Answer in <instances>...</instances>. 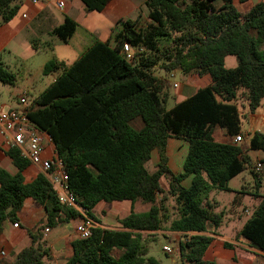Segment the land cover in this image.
Returning <instances> with one entry per match:
<instances>
[{"label":"trees","instance_id":"1","mask_svg":"<svg viewBox=\"0 0 264 264\" xmlns=\"http://www.w3.org/2000/svg\"><path fill=\"white\" fill-rule=\"evenodd\" d=\"M18 1L0 0L1 23L16 16ZM80 1L87 11H100L108 0ZM76 26L65 16L50 34L67 43ZM125 42L134 51L132 61L121 52ZM229 55L236 60L233 68L224 65ZM157 68L163 76L154 74ZM58 69L61 72L24 112L34 126L51 136L77 202L93 219L92 210L99 202L149 205L145 212L131 211L119 218V229L92 227L87 238L72 242L63 264H161L147 255L142 234L166 228L168 198L174 202L175 217L166 230L185 237L178 242L180 264H217L204 259L213 241L207 233L216 234L224 218L210 195L230 192L228 182L233 177L246 169L253 171L247 152L264 151V133L249 135L247 148L217 142L211 133L219 127L229 136L241 134L234 102L244 98L253 112L264 97V0H256L247 11H240L232 0H145L144 11L135 18L116 22L110 40H94L69 65L50 60L43 72ZM174 70L207 74L211 83L167 109L166 75ZM14 81L15 74L0 58V82ZM171 137L188 144L178 174L167 166L166 145ZM153 150L159 160L148 169ZM6 153L18 171L12 175L0 168V230L4 221L16 220L26 198L45 210L44 220L29 231L32 243L41 238L38 230L79 216L58 202L42 173L24 181L22 172L29 161L17 149ZM254 175L258 190L261 179ZM189 176L191 183L184 187L181 183ZM250 194L259 201L234 239L264 253V195ZM223 245L232 248L230 242ZM45 256L46 247L30 245L19 251L12 264H44Z\"/></svg>","mask_w":264,"mask_h":264},{"label":"crops","instance_id":"2","mask_svg":"<svg viewBox=\"0 0 264 264\" xmlns=\"http://www.w3.org/2000/svg\"><path fill=\"white\" fill-rule=\"evenodd\" d=\"M57 1L59 0H37L36 3H33L32 0H19V9L16 16L8 22H0V54L4 50V47L9 45L14 37L22 32L34 31L40 35H48V38L55 40L54 38L56 36L54 37V35H51L50 32L55 26L63 22L65 16L70 17L76 22L77 29L79 25L77 17L81 16V14L83 15L84 23L87 27L86 29L89 30L92 36L90 40L91 43L89 45H91L94 40H110L112 38V29L114 28L116 22L119 19L135 18L139 12L144 11L145 0H108L104 8L100 11H87L80 0H61L64 2V7L59 9L56 6ZM56 11L60 12L61 16H59ZM23 14H26V17H23ZM98 18L101 19L102 24H98ZM141 20H145L143 15ZM41 37L42 36L38 38L37 36L32 41L39 43ZM224 65L226 68L235 67L236 60L234 56H226L224 58ZM176 71L181 72L180 70H174L167 75H170ZM161 76L162 75L159 74V77ZM183 76L185 84L174 87L175 93L172 97L175 100V103L190 96L197 89L207 86L211 83V78L207 74L202 76H198L196 74H183ZM167 101L168 96L166 102ZM234 103L237 105L240 115V135L242 136V140L237 144L247 148L249 145V135L254 132L264 133V97L261 99L259 106L253 112L248 111L244 98H238ZM135 126L140 127L141 125L140 123H137ZM211 135L217 142L233 143V136L227 135L225 130L222 128L215 127L212 130ZM1 142L2 137L0 136V143ZM184 144H186V149ZM187 146V142L182 139L172 137L168 138L166 145V156L168 158L167 166L172 173L178 174L182 171V164L187 152ZM154 152H156V150H153L151 155H153ZM247 154L248 156H255L253 165L257 161L262 163L261 171L263 175L260 177V187L254 192H257L259 195L263 196L264 151L251 150L248 151ZM158 160L159 158L157 157L155 164L158 162ZM0 168L12 175L16 174L18 171L11 158L7 155L5 149L2 148H0ZM38 170L39 169L37 166L28 164V166L22 172L24 181L26 183L31 182L39 172ZM247 170L248 169L242 171L240 174ZM190 183L191 176L184 179L181 184L184 187H188ZM230 189V192H235L238 196L237 199H234L231 202L233 208H235L241 203L240 199L242 198L241 196L243 191L241 193L231 187ZM216 192L217 191L212 192L210 198L216 205L215 210H220V199L217 197L215 199L214 197ZM247 194L248 193H245L244 195ZM249 196H251L254 200L252 204L253 210L259 201V197H255L250 193ZM148 208L149 205L147 203H142L140 201L132 203L128 200H125L115 201L109 204L99 202L92 210V214L94 215V219L92 218L93 226L108 229H119L117 222L119 218L126 216L131 211L136 213L145 212L148 210ZM44 217L45 210L43 206L37 204L31 198H26L22 208L16 213V220L14 222L10 220L3 222L0 230V251H4L5 254L4 256L0 257V264H12L16 255L21 249L30 245L37 246L39 243L48 250V256L43 258L44 264L64 263L65 259L71 254L72 242L77 239L75 234V224L77 222V218L69 219L67 222L56 225L52 228L38 230L37 233L41 235V238L37 243H32V238L29 231L34 230V228H36V226H38L44 220ZM14 223H16L17 226H14ZM207 234L213 237V241L205 252L204 259L209 251L212 252V254L216 257L205 260H213L217 264H248V261H250L251 258L246 255V252L249 253V255L254 256L257 255L256 253H253L254 251L261 252L247 246L243 241H236V243H233L232 248H225L223 243L225 241H230L228 237L226 238L218 232L216 234ZM242 246L248 247L251 250L246 251L244 248H242ZM261 253L264 254L263 252ZM230 257L235 258V260L230 262Z\"/></svg>","mask_w":264,"mask_h":264},{"label":"rangeland","instance_id":"3","mask_svg":"<svg viewBox=\"0 0 264 264\" xmlns=\"http://www.w3.org/2000/svg\"><path fill=\"white\" fill-rule=\"evenodd\" d=\"M233 4L240 11H247L256 0H232ZM57 12V11H56ZM61 16L60 12H57ZM96 15V13H95ZM79 25L68 40L67 43L60 41L55 36V40L48 38V35H40L34 31L22 32L9 43L0 54L3 64L15 74V81L13 83L0 82V104L3 105L4 110L9 108L16 109L18 111L24 109L30 101L36 97L42 90H44L53 79L61 72L60 69L51 73L45 74L43 72L44 65L50 61L55 60L62 62L66 65L74 62L89 46L91 43V34L87 30L84 23L83 15L78 16ZM98 24H102L100 18L97 19ZM100 27V26H99ZM41 37L39 43L33 42L34 38ZM35 43V45H34ZM154 74L159 76L164 75L163 70L157 68ZM167 87L166 93L168 101L165 103L167 109L171 108L175 100L173 95L175 93L174 84L184 85L185 80L182 72L176 71L166 76ZM24 96L25 102L21 103L19 97ZM185 149H186V144ZM251 151V150H250ZM171 156V155H170ZM157 153L154 152L151 155V159L147 162L148 169H153L155 160L157 159ZM250 160L253 165L255 156L250 155ZM172 158V157H171ZM263 175L262 171L258 173L259 178ZM254 172L245 171L233 177L228 186L238 190L242 193L240 199V205L233 208L232 201L237 199L235 192L217 191L214 197L220 199V210L224 213V218L220 227L216 230V233H220L225 236L232 245L236 243L235 235L241 228L245 219L252 212L253 198L249 196V193L255 191L254 187ZM244 178V179H243ZM166 180H162V186H165ZM248 193L247 195H244ZM244 196V197H243ZM168 208L167 216L163 220V225L166 227L164 230L155 233H146L142 235L144 237L145 245L148 249L147 255L153 256L157 260H160L161 264H180L177 255L178 242L185 237L183 234L166 230L169 222L175 217V210L171 209L174 206V202L171 198L166 201ZM218 210V209H217ZM168 246L173 249L172 253L166 252L163 247ZM246 251H250L248 247H243ZM257 255H246L251 258L248 264H264V254L261 252H253ZM216 256L212 252H208L205 259L215 258ZM230 262H233L235 258L230 257Z\"/></svg>","mask_w":264,"mask_h":264},{"label":"built area","instance_id":"4","mask_svg":"<svg viewBox=\"0 0 264 264\" xmlns=\"http://www.w3.org/2000/svg\"><path fill=\"white\" fill-rule=\"evenodd\" d=\"M32 2L36 3L37 0H32ZM56 6L62 9L64 2L59 0L56 2ZM22 16L26 17V14ZM121 52L127 61L133 60L134 51L127 42L122 44ZM173 86L176 87L177 84ZM19 101L24 103V96H20ZM0 136L2 137L0 148L5 149L6 152L11 148L17 149L19 154L29 161V164L37 166L39 173L45 176L54 189L58 202L78 212L75 234L78 239L87 238L91 233V228L94 227L93 220L69 190L68 175L62 162L56 157L51 136L46 131L34 126L24 109L20 111L16 109L4 110L1 104ZM241 140L240 134L233 136V143H239ZM261 168L260 161L253 165V171L256 173H259ZM14 226L17 224L14 223ZM163 249L168 253L173 251L168 246H164ZM4 254V251H0V257Z\"/></svg>","mask_w":264,"mask_h":264}]
</instances>
